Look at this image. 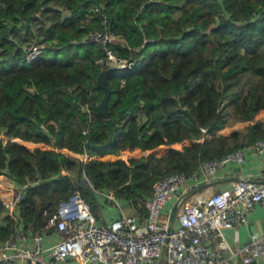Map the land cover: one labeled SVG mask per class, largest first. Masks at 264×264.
<instances>
[{
	"label": "trees",
	"instance_id": "obj_1",
	"mask_svg": "<svg viewBox=\"0 0 264 264\" xmlns=\"http://www.w3.org/2000/svg\"><path fill=\"white\" fill-rule=\"evenodd\" d=\"M105 20L139 59L105 75L109 117L105 50L78 43ZM261 140L264 0H0V178L29 185L0 241L46 228L75 193L144 215L157 180Z\"/></svg>",
	"mask_w": 264,
	"mask_h": 264
},
{
	"label": "built area",
	"instance_id": "obj_2",
	"mask_svg": "<svg viewBox=\"0 0 264 264\" xmlns=\"http://www.w3.org/2000/svg\"><path fill=\"white\" fill-rule=\"evenodd\" d=\"M119 41L120 37L105 20L103 30L92 31L78 43L101 45L105 55L99 64L109 69L132 70L139 59L118 54L112 45ZM42 55L43 48L33 45L28 62L32 64ZM88 132L87 129L83 134ZM249 154L264 155V140L221 159L204 161L190 173H173L157 180L144 203V215L122 212L111 223L96 216L82 195L75 193L63 199L56 215L48 220L46 227L61 234L60 242L49 251L62 261L72 257L74 264H157L163 258L166 264H234L237 258L245 264H254L264 257V235L255 236L243 248L235 249L225 232L248 223L255 207L264 204V181L246 175L233 186L220 184L221 173L230 167L244 168ZM13 183L16 192L3 197L11 216L29 187ZM102 196L122 210L114 193H102ZM176 205L178 211L169 233V215ZM17 237L24 239V234L18 232ZM35 240L34 249L13 243L11 239L0 241V264H14L18 259L30 264L42 263L46 249L38 235Z\"/></svg>",
	"mask_w": 264,
	"mask_h": 264
},
{
	"label": "crops",
	"instance_id": "obj_3",
	"mask_svg": "<svg viewBox=\"0 0 264 264\" xmlns=\"http://www.w3.org/2000/svg\"><path fill=\"white\" fill-rule=\"evenodd\" d=\"M247 163L244 168L239 167H230L225 169L221 173L220 184L225 186H233L236 181L239 180L241 176H251L256 181H264V155L260 157H254L252 154H249L247 158ZM11 188L9 184L6 183L5 178H0V194H7L6 192ZM2 195V196H3ZM99 206L95 215L104 219L105 222L111 223L117 220L122 212L134 213L130 208L122 205V210L118 209L115 205L108 203L104 196L99 195ZM17 210L14 213V216H11L7 211L2 215L0 222L4 224L8 217H15ZM177 225V222L175 223ZM18 232L24 234V239L19 237H14L11 240L13 243L22 245L28 249H34L36 246V237L39 236V240L42 243L45 251L43 262L40 264H74V260L68 258L65 261L56 259L52 253L49 251L51 247L58 244L61 240V234L58 233L55 229H34L32 227L25 228L24 225H20ZM227 239L235 249H241L247 245L253 237L264 235V204H258L255 209L249 215L248 223L241 225L234 229H229L226 232ZM18 234V233H17ZM12 253V250L9 251ZM14 264H30L29 261L24 259H18ZM157 264H166V259H161ZM234 264H245L241 258H237L234 261ZM254 264H264V257Z\"/></svg>",
	"mask_w": 264,
	"mask_h": 264
},
{
	"label": "water",
	"instance_id": "obj_4",
	"mask_svg": "<svg viewBox=\"0 0 264 264\" xmlns=\"http://www.w3.org/2000/svg\"><path fill=\"white\" fill-rule=\"evenodd\" d=\"M114 70H116L115 68H111L107 71L102 72V74L100 75V86L105 90V96L104 99L102 101V103L99 105L98 110L100 112V114L109 117V110H108V106H109V101L111 98V91L109 90V88L106 85V74H109L111 72H113ZM5 181L7 184H9L11 186V188L15 189L16 185L11 181V179L9 178H5ZM192 194V193H191ZM189 194L185 195V198L187 196H189ZM177 211H178V205H176L173 209L172 212L169 215V233L172 231L173 229V224L175 222L176 219V215H177ZM70 259H72V257H70Z\"/></svg>",
	"mask_w": 264,
	"mask_h": 264
},
{
	"label": "rangeland",
	"instance_id": "obj_5",
	"mask_svg": "<svg viewBox=\"0 0 264 264\" xmlns=\"http://www.w3.org/2000/svg\"><path fill=\"white\" fill-rule=\"evenodd\" d=\"M236 126H239V125L237 124ZM230 129H231V128L228 127L226 130H230ZM14 191L16 192V189L9 188V190L6 192L7 194H5L6 197H7V196H11V195H13V194H14ZM1 195H3V194H1ZM2 197H4V195H3Z\"/></svg>",
	"mask_w": 264,
	"mask_h": 264
}]
</instances>
